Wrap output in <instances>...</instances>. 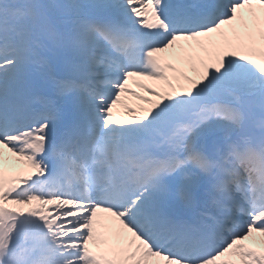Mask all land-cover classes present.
Segmentation results:
<instances>
[{
    "label": "snow or ice",
    "instance_id": "snow-or-ice-1",
    "mask_svg": "<svg viewBox=\"0 0 264 264\" xmlns=\"http://www.w3.org/2000/svg\"><path fill=\"white\" fill-rule=\"evenodd\" d=\"M0 264H264V0H0Z\"/></svg>",
    "mask_w": 264,
    "mask_h": 264
}]
</instances>
